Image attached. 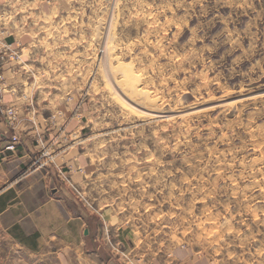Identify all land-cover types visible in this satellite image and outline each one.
Returning <instances> with one entry per match:
<instances>
[{
	"label": "rangeland",
	"instance_id": "1",
	"mask_svg": "<svg viewBox=\"0 0 264 264\" xmlns=\"http://www.w3.org/2000/svg\"><path fill=\"white\" fill-rule=\"evenodd\" d=\"M0 47V133L41 120L80 238L115 264H264V0H4ZM3 142L0 190L31 166Z\"/></svg>",
	"mask_w": 264,
	"mask_h": 264
},
{
	"label": "crops",
	"instance_id": "2",
	"mask_svg": "<svg viewBox=\"0 0 264 264\" xmlns=\"http://www.w3.org/2000/svg\"><path fill=\"white\" fill-rule=\"evenodd\" d=\"M3 1L0 0V3ZM41 125L40 119H22L21 143L17 152L13 153L22 163L25 156L31 157V166L22 169L19 176L11 179L0 190V242L7 239L8 264L16 263L10 254L30 253L47 259L51 252L57 253L59 264H115L111 256L101 254L95 238L92 239L89 234L86 236V227L80 238L81 220H84L86 226L90 222L86 215L80 213L78 204L60 186L58 180L61 179L63 169H57V165L46 167L34 164L40 138H36L38 145L35 144L32 138L36 136V130L33 127ZM0 136L1 142H6L7 137L3 133ZM71 172L74 174L75 171Z\"/></svg>",
	"mask_w": 264,
	"mask_h": 264
},
{
	"label": "built area",
	"instance_id": "3",
	"mask_svg": "<svg viewBox=\"0 0 264 264\" xmlns=\"http://www.w3.org/2000/svg\"><path fill=\"white\" fill-rule=\"evenodd\" d=\"M0 54H2V49L0 47ZM4 55H0V69H1V65L3 64L4 61ZM1 79V76H0ZM5 114L7 115L8 121L11 124V126L14 127L15 129V125L18 122V111L13 108V107H8L5 110ZM18 125V124H17ZM21 143V139L20 136L17 135L16 133H14L11 138H9L8 140H6V145H5V149L9 150V151H14L17 149L18 145Z\"/></svg>",
	"mask_w": 264,
	"mask_h": 264
},
{
	"label": "water",
	"instance_id": "4",
	"mask_svg": "<svg viewBox=\"0 0 264 264\" xmlns=\"http://www.w3.org/2000/svg\"><path fill=\"white\" fill-rule=\"evenodd\" d=\"M84 233L87 234L88 233V229H85V232Z\"/></svg>",
	"mask_w": 264,
	"mask_h": 264
}]
</instances>
